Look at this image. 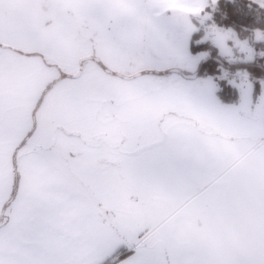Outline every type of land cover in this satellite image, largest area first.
I'll return each mask as SVG.
<instances>
[{"label":"rangeland","instance_id":"obj_1","mask_svg":"<svg viewBox=\"0 0 264 264\" xmlns=\"http://www.w3.org/2000/svg\"><path fill=\"white\" fill-rule=\"evenodd\" d=\"M5 2H0V50L38 52L47 63L62 68L59 79L43 94L33 116L32 133L17 149L16 159L32 149L63 184L76 185L85 194H121L125 204L130 194L151 197L154 188L168 194L158 186H167L166 178L180 186L173 174L180 169L184 171L180 178L188 176L191 183L198 172L202 176L201 182L192 184L194 193L212 196L220 189L230 191L231 175L241 165L227 168L246 147L257 142L253 157L264 158V143L242 115L205 103L180 80L158 70L180 65L182 57L171 32L157 22L151 33L162 32L163 43L161 52L155 55L153 49L160 38L147 35V17L143 19L139 44L127 49L117 39L120 19L116 16L91 23L68 10L64 0H22L20 11L29 21L14 15L5 21L10 4L17 10L15 1L8 5ZM203 3L197 0L192 7L170 9L167 14L186 27L195 28L203 20L208 34L214 35L212 25L201 14ZM41 20L45 21L44 27L39 26ZM22 26L31 30L22 32ZM237 40L249 42L229 36L221 48L232 47L239 56ZM256 45L259 64L264 60L260 56L264 43ZM85 57L90 59L80 65ZM80 66L81 75L75 78ZM123 67L134 70L125 72L120 70ZM152 67L155 70H150ZM205 67L214 68L211 62ZM135 73L141 75L123 77ZM223 95L228 98L226 92ZM245 137L247 140L242 142ZM160 144L168 145L170 151L147 154L150 146ZM176 158L185 163L174 162ZM209 159L215 161L214 165L207 163ZM103 162L110 163L104 170ZM188 170L190 174H185ZM220 174L224 179L216 183L214 177ZM101 186L105 188L99 191Z\"/></svg>","mask_w":264,"mask_h":264},{"label":"snow or ice","instance_id":"obj_2","mask_svg":"<svg viewBox=\"0 0 264 264\" xmlns=\"http://www.w3.org/2000/svg\"><path fill=\"white\" fill-rule=\"evenodd\" d=\"M169 2L150 0L146 7L157 24L171 32L182 63L158 70L180 80L205 103L242 115L264 143V66L259 76L253 68L255 45L264 43V32L256 30L250 43L237 40L241 53L237 56L232 47L221 48L236 33L216 24L219 0H204L201 13L214 35L208 34L203 20L193 28L169 16ZM213 52L215 67L208 71L205 66ZM169 151L168 145L160 144L150 146L147 154ZM174 162L185 163L178 158ZM223 179V174L214 177L216 183ZM90 230L98 238L90 239ZM0 264H264V246L246 258L221 260L203 253L182 235L174 215L145 214L128 207L99 212L88 224L73 227L67 214L50 207L21 174L0 176Z\"/></svg>","mask_w":264,"mask_h":264},{"label":"crops","instance_id":"obj_3","mask_svg":"<svg viewBox=\"0 0 264 264\" xmlns=\"http://www.w3.org/2000/svg\"><path fill=\"white\" fill-rule=\"evenodd\" d=\"M4 1L6 5L15 1L17 6V10L13 3L10 8H6L5 21L10 20L12 15L29 21L20 11L22 0H0L2 3ZM64 1L68 10L87 22L95 23L109 17H118L120 24L117 39L121 40L127 49H133L139 44L143 34V19L147 17V35L153 34L160 38L153 53L157 55L161 52L162 32L151 33L156 20L146 7L150 0ZM195 2L197 0H170L168 7L182 10L192 7ZM2 13L3 10H0V15ZM38 23L40 27L45 26L44 20ZM22 30L26 33L31 28L22 26ZM59 69L62 68L58 64L47 63L38 52L0 50V176L19 177L23 174L26 182L31 183L37 194L50 207L67 214L73 227L88 224L99 212L111 213L118 207H128L145 214L162 211L174 215L182 235L190 237L203 253L221 260L246 258L264 246V158L253 157L257 142L246 147L244 153L235 158L227 168L241 165V168L231 175L229 182L233 186L230 191L220 189L212 196L203 195L202 192L194 193L192 184L201 182L202 176L198 172L191 183L188 176L180 178V172L184 174L180 169V172H173L177 175L175 180L181 183L180 186L171 178H166L167 186H158L168 194H160L161 192L154 188L150 190L151 194L154 193L151 197L150 194H130L125 204L121 194H85L77 189L76 185L63 184L55 177L46 160L32 152V149L16 159L17 149L32 133L33 116L43 94L59 79ZM135 69L142 70L138 67ZM120 70L126 72L134 69L123 67ZM255 72L260 75L259 71ZM135 74L123 77L131 78ZM225 138L232 140L233 137ZM246 140V137L245 140L241 139L242 142ZM109 164L103 162L102 170ZM118 165L121 166V163ZM185 174H190V171ZM102 187L105 188L101 186L99 191ZM110 199H113L112 202ZM89 238L96 239L98 234L90 230Z\"/></svg>","mask_w":264,"mask_h":264},{"label":"trees","instance_id":"obj_4","mask_svg":"<svg viewBox=\"0 0 264 264\" xmlns=\"http://www.w3.org/2000/svg\"><path fill=\"white\" fill-rule=\"evenodd\" d=\"M214 19L216 24L222 25L224 29L234 30L236 37L240 40L247 39L251 42L253 41L254 31H264V10L247 0H219ZM256 46L260 47L263 45L257 44ZM212 57L217 58L214 52ZM88 59L90 58L82 59V63ZM209 62L215 67L212 60ZM262 63H264V60ZM262 63H257L253 68L256 71H258L257 69L261 70L260 66H264ZM212 69H208V71ZM259 72L261 73V71Z\"/></svg>","mask_w":264,"mask_h":264},{"label":"water","instance_id":"obj_5","mask_svg":"<svg viewBox=\"0 0 264 264\" xmlns=\"http://www.w3.org/2000/svg\"><path fill=\"white\" fill-rule=\"evenodd\" d=\"M84 59V58H83ZM217 58H213L212 57V61H215ZM95 61H98V59H95ZM79 64L81 65L82 64V59L80 60ZM81 69H82V66H80L79 70L77 71V73L74 75L75 78L79 77L81 75ZM141 74L140 73H137L135 74L134 77H137V76H140Z\"/></svg>","mask_w":264,"mask_h":264},{"label":"built area","instance_id":"obj_6","mask_svg":"<svg viewBox=\"0 0 264 264\" xmlns=\"http://www.w3.org/2000/svg\"><path fill=\"white\" fill-rule=\"evenodd\" d=\"M259 7H261L264 10V7H262V5H264V0H247Z\"/></svg>","mask_w":264,"mask_h":264},{"label":"flooded vegetation","instance_id":"obj_7","mask_svg":"<svg viewBox=\"0 0 264 264\" xmlns=\"http://www.w3.org/2000/svg\"><path fill=\"white\" fill-rule=\"evenodd\" d=\"M108 160H110V159H108ZM108 160H107V161H108Z\"/></svg>","mask_w":264,"mask_h":264}]
</instances>
